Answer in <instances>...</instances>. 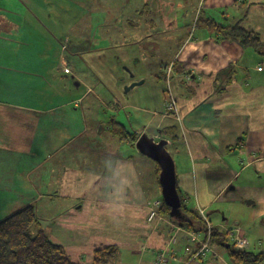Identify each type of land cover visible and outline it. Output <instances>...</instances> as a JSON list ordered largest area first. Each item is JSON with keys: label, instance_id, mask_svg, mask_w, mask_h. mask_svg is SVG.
<instances>
[{"label": "crops", "instance_id": "0c3cea01", "mask_svg": "<svg viewBox=\"0 0 264 264\" xmlns=\"http://www.w3.org/2000/svg\"><path fill=\"white\" fill-rule=\"evenodd\" d=\"M201 3L199 13L204 18L223 25L241 20L245 29L258 33L264 42V0H200L198 8ZM155 7V16L164 17L153 24L161 31L149 38L155 43L153 57L162 58L168 54H161L163 39L158 36L181 27L179 5L159 0ZM1 22L5 29L0 41L8 42L18 25L9 19ZM195 27L202 32L195 34L190 28L176 39L174 54L161 65L162 77L157 80L167 85L164 98L159 100L165 112L152 137L174 145L179 139L172 143L162 130L170 125L178 127L188 164L183 165L182 159L178 162L180 157L175 161L177 185L187 203L194 198L198 209L204 210L203 197L215 200L243 188L233 185L238 178L237 165L242 170L254 168L257 175L264 172V70H258L264 54L237 42L218 41L205 25ZM47 58L42 52L0 53V193L10 196L5 216L34 206L40 229L62 245L77 264H91L94 252L108 246L120 249L117 264H153L156 254L160 257L164 256L162 251L172 250L169 246L176 243V234H183L186 227L158 214L162 202L155 167H149L147 173L152 177L145 187L134 160L111 148L112 138H117L109 126L105 129L100 125V119L93 124L88 117L84 119L85 136L78 144L81 118L77 111L85 93L64 101L63 93L74 92L71 81L57 73L60 63L56 67ZM173 64L179 73L172 70ZM77 76H73V84L78 92L86 86ZM71 115L76 124L64 122ZM95 123L97 134L105 139L101 145L89 134ZM231 158L235 163L229 161ZM257 200L264 204L262 197ZM157 202L159 207L155 208ZM152 208L158 218L150 222ZM159 221L167 224L168 233L175 231L168 240ZM226 229L233 233L240 230L245 236L238 227ZM148 250L151 260L120 258L124 251L142 255Z\"/></svg>", "mask_w": 264, "mask_h": 264}, {"label": "rangeland", "instance_id": "374dc122", "mask_svg": "<svg viewBox=\"0 0 264 264\" xmlns=\"http://www.w3.org/2000/svg\"><path fill=\"white\" fill-rule=\"evenodd\" d=\"M167 1L179 5L181 27L163 37L158 36L163 39H160L159 44L161 54L164 52L168 54L162 58H154L155 43L149 38L153 32L161 31L154 26L158 19L164 17L155 16L157 10L155 4L159 0H0L1 21L9 19L18 25L8 37L10 41H0V53L42 52L47 55L48 62L56 63V67L59 66L57 63H60L61 68L57 73L61 78L71 81L74 90L72 94L63 93L62 99L67 101L77 97L76 93H85L79 107L81 109L77 111L81 118L79 120L81 139L78 144L84 140L82 122L86 117L90 119L91 124L100 119V125H104L105 129L114 117L130 134H147L152 137L158 132L157 125L161 113L165 112L163 103L159 100L164 98L163 89L167 85L164 80H157L161 65L174 54L176 39L184 37L190 28L196 30L195 34L202 32L200 28L195 27L197 14L203 4L201 3L198 8L200 0H165ZM162 9L168 8L162 6ZM74 75H78V80L86 86L80 87L78 92V88L73 84ZM135 82L143 83L127 92L126 88ZM64 122L76 124L72 115L69 116L68 122ZM50 128L54 130L53 127ZM93 130L89 134L95 141L97 140L96 143L98 145L105 143L103 136L97 134L96 123ZM112 139L111 148L120 149L122 154L134 160L142 175L143 185L149 187L152 176L149 177L147 171L149 167H155L154 162L142 155L136 144L134 147L132 143L125 141L120 145L118 139ZM167 151L174 162L180 157L178 162L182 159L183 165L188 164L186 145L182 137L174 145H167ZM229 161L235 163L234 158ZM235 171L238 178L233 180V185L243 188L215 200L213 196L203 197L205 213L202 217L210 220L213 226H221L218 227L219 230L226 233L228 230L226 227L240 228L245 232L244 237L247 240L245 249L258 253L264 250V204L257 200V197L264 199V172L257 175L254 168L242 170L240 165H237ZM151 179L154 183L155 180ZM160 197L162 198V193ZM247 201L253 202V205H248ZM9 204L10 196L1 192L0 221L7 218L5 215ZM188 205L193 209L198 208L194 198H191ZM199 210H202V207H199ZM166 219L173 222L167 217ZM159 222L166 238L174 235L175 231L168 233L167 224ZM202 225L203 222L197 225L199 231L194 232L198 238L206 232L203 231ZM212 225L211 232H208L209 224L207 225L206 235L209 243L214 242ZM186 232L193 233L185 228L183 234H176V243L169 246L172 250L162 251L163 257L156 254L153 264H187V248L195 249L197 244L188 240ZM228 239L230 240V236ZM171 240L172 238L168 244ZM230 244L233 245V241H230ZM141 257L144 260L153 258L150 250L143 251L142 255L128 254L124 251L120 256L126 261H136ZM215 261H227L223 249L213 248L207 262Z\"/></svg>", "mask_w": 264, "mask_h": 264}, {"label": "trees", "instance_id": "16d2710c", "mask_svg": "<svg viewBox=\"0 0 264 264\" xmlns=\"http://www.w3.org/2000/svg\"><path fill=\"white\" fill-rule=\"evenodd\" d=\"M242 21L235 24L223 25L215 20L204 18L201 13L198 14L195 25H205L216 36L218 41H233L240 44L243 48H252L255 51L264 54V42L261 36L254 32L245 29L241 25ZM4 26L0 19V35L4 31ZM264 66V63L261 64ZM178 72L177 64H173L172 70ZM65 72V70H64ZM179 73V72H178ZM162 77V73L159 75ZM110 133L113 137L121 142L128 141L135 147L136 141L141 136L138 133L130 134L126 127L115 120L114 117L108 122ZM162 134L174 141L179 139V130L176 125L166 126L162 130ZM154 162V161H153ZM155 165V178L162 193L159 182L160 167ZM177 191L181 202L182 218L176 219L170 216L171 209L164 203L161 198V206L158 209V214L162 217H167L172 221L188 228L190 231L197 232V225H202L203 231L207 232V221L202 217L201 210L190 208L186 197L181 194L177 185ZM205 213V210H203ZM206 218V217H205ZM210 222V221H209ZM197 223V224H196ZM212 230L213 243H210L212 248L223 249L227 261L230 264H264V250L258 253L249 252L246 249L236 250L233 248L231 236L228 239L229 231L223 232L220 228L214 226ZM195 229V231H194ZM197 229V230H196ZM201 231V229H200ZM205 232V233H206ZM195 249L187 248L188 262L206 263L209 258H194ZM162 254V253H161ZM164 254V252H163ZM120 249L117 246H108L98 249L94 252L93 261L91 264H117L119 260ZM0 264H77L72 261L67 254L66 249L51 240L44 231L40 229V223L34 206H27L13 213L3 221H0Z\"/></svg>", "mask_w": 264, "mask_h": 264}, {"label": "water", "instance_id": "95a60500", "mask_svg": "<svg viewBox=\"0 0 264 264\" xmlns=\"http://www.w3.org/2000/svg\"><path fill=\"white\" fill-rule=\"evenodd\" d=\"M142 83L143 82H135L127 87L126 91H130L132 88ZM167 145V140L163 139L157 142L147 134H142L136 142L137 150L159 165L161 170L159 182L162 189L163 201L171 209L170 216L172 218L181 219V202L177 191L175 162L167 151Z\"/></svg>", "mask_w": 264, "mask_h": 264}, {"label": "built area", "instance_id": "2783aa9c", "mask_svg": "<svg viewBox=\"0 0 264 264\" xmlns=\"http://www.w3.org/2000/svg\"><path fill=\"white\" fill-rule=\"evenodd\" d=\"M258 70L263 71L264 66H260V68H258ZM170 108H174V107H170ZM158 207H159V203L157 202L155 204V208H158ZM201 214H204L203 210H201ZM156 217H157V210L153 209V208L150 209V212L148 215V221L151 222ZM204 219L207 221V225L209 224L208 232H211L212 227H211L210 222L208 221L207 218H204ZM188 234H190V232ZM229 236H231V239L233 241V248L234 249H236V250L245 249L246 244H247V240L244 237V235L241 234L240 230H237L235 233L231 232ZM188 240L192 241L198 245V249L194 253L195 254L194 258H200V257L209 258V256H211V252L213 253V248L210 246L209 239L207 238L206 233H204L203 236H200L198 238V236L196 234H194V232H193L190 234V238ZM160 257H163V255H161Z\"/></svg>", "mask_w": 264, "mask_h": 264}, {"label": "flooded vegetation", "instance_id": "af4514ba", "mask_svg": "<svg viewBox=\"0 0 264 264\" xmlns=\"http://www.w3.org/2000/svg\"><path fill=\"white\" fill-rule=\"evenodd\" d=\"M232 231H229V233H231Z\"/></svg>", "mask_w": 264, "mask_h": 264}]
</instances>
